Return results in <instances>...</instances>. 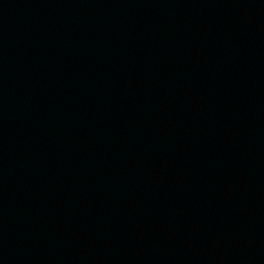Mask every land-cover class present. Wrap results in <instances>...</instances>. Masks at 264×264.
<instances>
[{
	"label": "water",
	"instance_id": "water-1",
	"mask_svg": "<svg viewBox=\"0 0 264 264\" xmlns=\"http://www.w3.org/2000/svg\"><path fill=\"white\" fill-rule=\"evenodd\" d=\"M0 264H264V0H0Z\"/></svg>",
	"mask_w": 264,
	"mask_h": 264
}]
</instances>
